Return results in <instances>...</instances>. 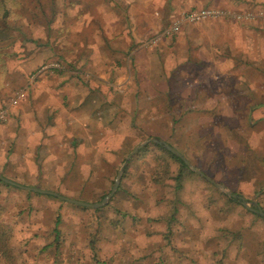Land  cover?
<instances>
[{
	"label": "rangeland",
	"instance_id": "374dc122",
	"mask_svg": "<svg viewBox=\"0 0 264 264\" xmlns=\"http://www.w3.org/2000/svg\"><path fill=\"white\" fill-rule=\"evenodd\" d=\"M154 1L159 2L8 0L13 14L0 17V109L21 89H25L26 102L31 103L35 96L32 91L38 84L71 81L97 84L99 75L103 74L107 84H117L120 77L129 78L130 75L136 80L135 53L143 55L144 59L146 55L157 54L165 39L162 37L164 31L174 18L187 11L181 9L174 15L163 14L157 6V9H148L146 18L140 17L139 3L149 2L155 7ZM234 3L244 7L237 0ZM244 3L247 9L264 17L263 1ZM254 16L257 18L256 14ZM109 32L116 34L114 39L107 37ZM99 55L107 64L100 68ZM237 85L231 87L235 98L234 121H212L211 133L200 137L179 129L175 137H157L158 132L166 130L162 131L161 121H155L154 136L128 138L129 145L120 154V165L116 168H111L107 160L90 163L76 160L73 170L70 163L66 170L57 168L60 173L64 171V177L71 172L78 173L75 182L59 178L56 185L38 183L35 187L54 189L55 194L65 195L63 198L68 200L100 203L110 193L132 150L156 138L164 139L215 184L264 210V140L259 138L264 125L249 121L260 110L259 104H264V100L257 99L262 90L253 89L257 106L250 114L236 103L242 91ZM28 103L24 110L33 109ZM5 123L0 121L1 125ZM193 133H200V130L195 129ZM145 147L146 151L129 160L117 190L100 210L83 209L58 199L59 204L44 202L43 197L38 199L36 193L22 189L30 188L28 175L27 179L25 175L10 176L8 168H0V225L11 231L7 254L0 257V264H126L122 261L133 256L136 264H184L181 263L183 254L187 255L184 262L192 264L194 254L191 244L185 241L186 236V239L190 237L200 242L202 264L211 253L218 261L214 264H264L262 219L236 201L231 202L191 170L192 174L183 183L170 179L165 183H152L156 150L151 144ZM82 165L86 168L82 169ZM169 168L173 177L175 165ZM57 204L61 207H56ZM130 208L142 216L135 220L138 222L135 233L120 234L113 224V214ZM57 221L60 224L58 235H55L50 229ZM47 229L49 232H43ZM145 229L153 233L147 240ZM130 242L137 243L136 250L127 248ZM149 246H153L151 250Z\"/></svg>",
	"mask_w": 264,
	"mask_h": 264
},
{
	"label": "crops",
	"instance_id": "0c3cea01",
	"mask_svg": "<svg viewBox=\"0 0 264 264\" xmlns=\"http://www.w3.org/2000/svg\"><path fill=\"white\" fill-rule=\"evenodd\" d=\"M156 1L159 2L154 1L157 3L155 7L149 2H140L139 16L146 18L148 9L157 6L163 14L171 15L181 9L203 8L250 13L252 10L247 9L244 2H264L237 0L244 6L239 7L235 0ZM131 10H134V5ZM251 14L257 15L252 22L221 19L185 26L178 34L163 39L157 54L146 55L144 59L143 55L135 53L133 68L136 80L130 75L129 78L120 77L117 84H107L102 73L98 77V85L77 84L75 81L38 84L32 91L35 94L32 102H26L27 96H24L16 106L10 108L6 123L0 124V168H8L10 176L25 175L27 179L28 175L31 178L27 181L30 188L54 193V189L35 185H56L59 178L75 182L78 173L71 172L64 177V171L60 173L57 168L66 170L70 163L73 170L76 160L82 163L107 160L111 168H116V165H120V154L127 150L128 138L154 136L155 121H161V128L164 127L162 131L166 130L165 133H157L156 136L161 135L162 138L175 137L179 129L203 137L211 133L212 121H234L233 84H238V88L242 89L236 103L253 114L257 106L253 89L262 90L257 99L259 102L264 100V17L255 10ZM115 35L109 32L107 37L114 39ZM98 57L99 68L107 65L102 56ZM26 103L32 104L33 109L24 110ZM259 109L255 117L249 119L250 124L259 121L264 125V104H259ZM246 117L249 118L248 115ZM195 129L200 133H193ZM259 135L264 140V132ZM163 142L166 143L164 139ZM34 144L38 148L33 149ZM83 168L86 167L82 165ZM35 195L38 199L43 197L41 199L49 204L58 203L52 196ZM58 204L56 207L60 208ZM113 215L115 220L112 223L124 235L135 233L138 223L135 220L142 216L133 208L116 211ZM59 224L58 221L55 225L53 223L50 232L59 230ZM43 232H49V229ZM152 235L145 229L146 240ZM186 237L185 241L191 244L194 254L192 264H202L200 242ZM149 247L151 250L153 246ZM149 247L145 248L148 250ZM127 248L136 250L137 243L130 242ZM214 255L211 253L203 263L218 262ZM185 256L181 257V263L187 264L184 262ZM120 259H117L119 263ZM126 259L122 263H137L134 256Z\"/></svg>",
	"mask_w": 264,
	"mask_h": 264
},
{
	"label": "water",
	"instance_id": "95a60500",
	"mask_svg": "<svg viewBox=\"0 0 264 264\" xmlns=\"http://www.w3.org/2000/svg\"><path fill=\"white\" fill-rule=\"evenodd\" d=\"M148 144H156V145L160 146L161 148H163V150H166L167 152L171 153L176 158L180 159L189 170H191L192 172H194L197 175H199L200 177H202L208 183H210L215 188H217L222 193H224L229 199L236 201L239 205H241L247 211L251 212L252 214H254L256 216H258L260 219H262L264 221V212L261 210V208L256 203H251L249 201H246V200H244L243 198H241V197H239L237 195H234V194L229 193L226 190V188H224L223 186L218 185V184H215L212 180H210L208 177H206L202 172H200L199 170H197L196 168H194L179 152H177L176 150H173V148H171L169 145H167L163 141H161L159 139H156V138L148 139V140L144 141L143 143L139 144L137 147H135L132 150V152L127 156V158L125 159L122 167L120 168V170L118 172V175H117V178L114 181V185H113L110 193L100 203H96V204H85V203L78 202V201H75V200L65 199V198L60 197L59 195H57V194H55L53 192H44V191H41V190L38 191L37 189H33V188H22V189H25L26 191L38 193V195L39 194H44V195L52 196V197H54V198H56L58 200L66 201L69 204H72V205H75V206H80V207L89 208V209H100V208L106 206V204L108 203L109 199L113 196V194L117 190L118 185H119V181H120L121 174H122L125 166L129 162V160L132 158V156H134L135 154H137L141 149H143ZM4 182L7 183V184L12 185V183H10L8 181H4ZM13 186H15V185H13Z\"/></svg>",
	"mask_w": 264,
	"mask_h": 264
},
{
	"label": "trees",
	"instance_id": "16d2710c",
	"mask_svg": "<svg viewBox=\"0 0 264 264\" xmlns=\"http://www.w3.org/2000/svg\"><path fill=\"white\" fill-rule=\"evenodd\" d=\"M10 5L11 4L8 2V0H0V17H9V15L12 13V5ZM151 146L156 150L153 156L154 172L152 175V183H165L170 179L180 184L183 183L184 179L187 178L188 175L192 174V172L189 171V169L180 159L176 158L166 150H163V148L158 145L151 144ZM146 149L147 147H144L137 154L146 151ZM171 164H174L176 169V174L173 177H171L169 168ZM230 201L236 203L234 200ZM10 232V229L0 225V257L6 256L7 254V242L10 238ZM54 233L55 235H58L57 230H54Z\"/></svg>",
	"mask_w": 264,
	"mask_h": 264
},
{
	"label": "built area",
	"instance_id": "2783aa9c",
	"mask_svg": "<svg viewBox=\"0 0 264 264\" xmlns=\"http://www.w3.org/2000/svg\"><path fill=\"white\" fill-rule=\"evenodd\" d=\"M256 17L251 13H230L214 8L188 10L172 20L170 26L164 31L162 37L170 38L178 34L183 27L195 25L208 20L227 19L234 22H252ZM156 42V41H155ZM153 42V43H155ZM25 96V89L17 91L10 101L0 109V121H5L10 108L17 105Z\"/></svg>",
	"mask_w": 264,
	"mask_h": 264
}]
</instances>
